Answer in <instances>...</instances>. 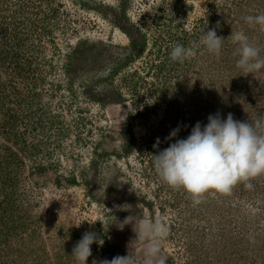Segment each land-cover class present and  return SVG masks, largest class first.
<instances>
[{"label":"rangeland","instance_id":"obj_1","mask_svg":"<svg viewBox=\"0 0 264 264\" xmlns=\"http://www.w3.org/2000/svg\"><path fill=\"white\" fill-rule=\"evenodd\" d=\"M256 14L264 0H0V264H76L86 232L99 237L87 264H141L126 217L166 221V264H264V175L194 204L152 164L210 114L264 120V69H238L230 36L264 57V26L243 19ZM209 29L219 57L199 46ZM176 44L196 55L171 61Z\"/></svg>","mask_w":264,"mask_h":264},{"label":"clouds","instance_id":"obj_2","mask_svg":"<svg viewBox=\"0 0 264 264\" xmlns=\"http://www.w3.org/2000/svg\"><path fill=\"white\" fill-rule=\"evenodd\" d=\"M243 19L249 26H264V14L247 15ZM203 33L199 46L219 57L225 38L218 36L215 29ZM230 36L235 45L233 54L238 57V69L245 75L264 69L261 48L251 43L244 31L231 32ZM197 47L176 44L169 58L184 63L196 55ZM180 130L178 124L165 139L172 140ZM152 164L165 184L184 190L194 204H199L203 194L209 191L230 193L238 183L264 175V120L249 122L234 119L232 113L224 117L220 113L210 114L206 124L197 121L185 138L175 139L168 147L152 154ZM245 187L252 188V184L245 183ZM126 218L118 227L123 229L124 225L132 224L135 239L143 244L141 264H166L167 257L162 254V242L169 234L166 221L160 217L135 221ZM98 238L93 232L83 234L71 253L76 264H87L92 254L91 245L98 243ZM101 264H136V261L127 254Z\"/></svg>","mask_w":264,"mask_h":264},{"label":"trees","instance_id":"obj_3","mask_svg":"<svg viewBox=\"0 0 264 264\" xmlns=\"http://www.w3.org/2000/svg\"><path fill=\"white\" fill-rule=\"evenodd\" d=\"M123 16H125L123 14ZM119 28L126 34V36L128 37L129 39V42H130V47L134 50L137 49V52L139 51V49L141 48V46L143 47V44H142V36L141 35H137L136 34V28H133V25L131 24H120L119 25ZM106 95H109L111 97V101L113 102H119L120 101V94L116 93V92H111L106 94ZM99 101H103V102H107V100H102L100 99Z\"/></svg>","mask_w":264,"mask_h":264}]
</instances>
